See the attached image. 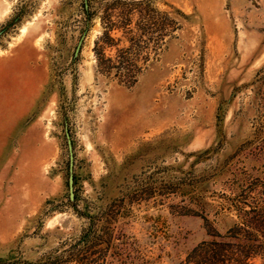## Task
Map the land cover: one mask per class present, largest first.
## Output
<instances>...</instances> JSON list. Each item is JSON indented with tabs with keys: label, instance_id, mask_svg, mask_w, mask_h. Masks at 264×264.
<instances>
[{
	"label": "rangeland",
	"instance_id": "1",
	"mask_svg": "<svg viewBox=\"0 0 264 264\" xmlns=\"http://www.w3.org/2000/svg\"><path fill=\"white\" fill-rule=\"evenodd\" d=\"M215 242L264 264V0H0V264Z\"/></svg>",
	"mask_w": 264,
	"mask_h": 264
},
{
	"label": "trees",
	"instance_id": "2",
	"mask_svg": "<svg viewBox=\"0 0 264 264\" xmlns=\"http://www.w3.org/2000/svg\"><path fill=\"white\" fill-rule=\"evenodd\" d=\"M85 14L90 16L87 10H84ZM128 83L134 82V77L129 76ZM237 230V229H236ZM227 250L221 246L219 243L206 244L204 247L200 248V252L195 255L194 264H248V260H253L255 257V252L251 250L250 247L244 251L234 252L230 256L227 255Z\"/></svg>",
	"mask_w": 264,
	"mask_h": 264
},
{
	"label": "water",
	"instance_id": "3",
	"mask_svg": "<svg viewBox=\"0 0 264 264\" xmlns=\"http://www.w3.org/2000/svg\"><path fill=\"white\" fill-rule=\"evenodd\" d=\"M84 39V34L79 38L76 48L74 50V58H76L80 52L81 45ZM67 139V147L69 153V174H68V193H69V200L71 202L74 201V177H73V152H72V144L69 135L66 133Z\"/></svg>",
	"mask_w": 264,
	"mask_h": 264
},
{
	"label": "bare ground",
	"instance_id": "4",
	"mask_svg": "<svg viewBox=\"0 0 264 264\" xmlns=\"http://www.w3.org/2000/svg\"><path fill=\"white\" fill-rule=\"evenodd\" d=\"M14 64L12 61L5 60L3 62V78L5 77L6 82H9V75L12 74Z\"/></svg>",
	"mask_w": 264,
	"mask_h": 264
}]
</instances>
